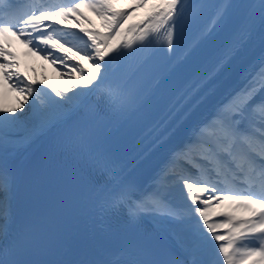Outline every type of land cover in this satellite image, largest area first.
Instances as JSON below:
<instances>
[{
  "label": "snow or ice",
  "instance_id": "1",
  "mask_svg": "<svg viewBox=\"0 0 264 264\" xmlns=\"http://www.w3.org/2000/svg\"><path fill=\"white\" fill-rule=\"evenodd\" d=\"M71 6H58L47 0H32L22 10L21 0H0V38L7 34L22 38L26 45H35L47 53L53 64L68 72V87L62 91L48 86L56 99L48 94V103H37L40 92L36 82H29L17 70L13 54L0 43V76L11 87L26 94L18 107H0V145L10 136L19 135L13 129L21 119L31 124L35 138L71 119L66 106L72 100L86 96L100 83L107 81L112 53L124 55L122 49L138 45L142 50L174 52L179 44L177 28L186 10H193L195 21L204 9L212 8L211 24L199 31L195 41L185 48V55L195 58L203 51L215 29L227 15L221 5L189 3V0H131L127 8H115V0H68ZM99 15L105 31L80 27L82 8ZM251 7H256L252 5ZM259 22L264 29V0H259ZM143 9V16L132 21V11ZM74 19L72 28L57 27ZM75 29L87 36L84 41ZM252 30V21L243 23L237 34L218 49L213 63L200 80H210L231 60L244 37ZM175 38V40H174ZM111 41V43H110ZM41 45L43 47H41ZM59 53V55H55ZM106 57L109 60L106 61ZM151 57H146L131 76L108 85L101 94L105 108L122 110L139 98L142 84L137 74H148ZM91 61L85 68L82 61ZM72 73L78 78L73 79ZM158 86V85H157ZM196 84L193 85L195 87ZM71 92L72 95H67ZM19 113V115L17 114ZM69 135L82 147L89 140L86 127H74ZM30 142V141H29ZM97 183L104 185L100 205L104 214H123L128 222L142 219L145 211L166 219L179 229V241L185 256L163 259L154 264H198L194 258L205 245L214 247L220 264H264V56L244 74L242 86L226 95L210 116L197 124L188 137L174 148L152 178L148 187L133 180L118 178L104 154L90 157ZM222 178L242 187H226ZM16 178L12 170L0 161V264H24L16 258L19 239L12 235L13 200ZM231 201L236 211L215 212L214 206ZM59 264H103L98 261H62ZM112 264V262H109Z\"/></svg>",
  "mask_w": 264,
  "mask_h": 264
},
{
  "label": "bare ground",
  "instance_id": "2",
  "mask_svg": "<svg viewBox=\"0 0 264 264\" xmlns=\"http://www.w3.org/2000/svg\"><path fill=\"white\" fill-rule=\"evenodd\" d=\"M193 1L194 0H189V3H192ZM246 1L247 0H209L205 3L211 5H221L223 9L226 10L227 15L224 18V22L220 24L212 33L206 45L202 46V48H204V51L210 49L211 46L216 43L219 38H221L227 27L236 20ZM254 4L256 5V7L250 8L243 22L245 23L250 18H253L252 30L244 37L242 43L238 46V50L234 53L231 60L223 67V69L216 73L215 76L210 80L202 81L199 84L196 83L198 80H200L205 71L213 63L216 55H218L217 53L209 62H207L206 65L201 68L200 71L197 72V75L187 83L188 86L184 87L181 90L183 92H178L176 97L167 103V106L156 116L155 120H153L150 125H146V127L141 129V131L130 138L124 146L120 147V149L117 151L118 153L110 164L112 166L113 172L119 174L118 178L127 177V175L137 169L142 161L146 160L154 150L158 149L161 144L177 135L178 132L182 130V127L184 125L189 124V122L193 118L201 113L200 111H202L203 113L204 108L209 103V98L214 97V91H219L222 86L229 85L227 92L225 94L223 93L225 97L236 88L242 86L244 74L251 68L252 65L256 64L260 60V58L264 56V29L261 28L259 22V0H255L253 5ZM235 7L237 8L236 11ZM86 10V13H83V15L80 17V27L98 31L97 27L99 26V24H103L101 17L89 8H87ZM213 11L214 9L212 8H207L202 11L194 28L188 35L185 36L183 40L179 42L178 45H176L174 52H168L164 54V56L159 55L153 58L154 53L157 51L142 50L138 45H136L131 49H122L121 51L125 53L124 55L118 56L116 53H112L111 56L114 57V59H111L106 75L112 76L114 74H117L120 70L119 67L122 65L123 61L129 59L132 56V53L136 52L138 49H140L142 52V58L140 59V62L146 57H151V59L153 58L152 60H150L148 65L150 72L148 74H141V76H137V79L142 84V91L136 102L141 103L143 101L141 99H144L146 96H148L151 91L154 90L160 82H162V80L166 77V74L168 72H171V70L175 68L176 63L181 60H185L187 57H190L185 55V48L187 45L197 39L199 31L201 29L211 24V14ZM138 12H143L140 13V17L138 18L139 20L143 16L144 10L140 9V11ZM136 20L137 18L133 19V21ZM75 23L76 21L72 19L70 21H65L64 25L62 26L57 25V27L70 29ZM240 26L238 27V29L240 28ZM75 31L81 37H83L84 41L87 40V36L83 33H80L79 29H75ZM235 34H237V32ZM41 47L43 46L41 45ZM11 53L13 55L10 57L14 58V53ZM243 53H246L244 58H242ZM55 55H59V53H55ZM28 60L29 64L34 65L35 68L40 70L43 74H46L49 85L55 86L61 91L65 87L69 86L67 76L62 74H55L56 70L52 65L53 62L51 63V66H48V64L39 59L34 60V58L29 57ZM107 60H109V57H106V61ZM82 63L86 69L91 68V61L84 60L82 61ZM65 70L66 71L62 73H66L68 69ZM71 75L73 79L78 78L77 73H72ZM234 80L236 82H233ZM33 81L36 82V80ZM231 82H233L234 84L231 85ZM0 84V104L1 107L4 108L11 104L14 92L17 90L13 89L12 87H8V85H6V82H4L2 76H0ZM194 84H196L195 87H193ZM37 90L40 92L39 101L44 104L48 103V94L54 93L50 88L49 93L47 94V92L42 89L41 85L40 88L37 87ZM95 90L96 89H94L93 91ZM41 92H44L45 95L41 96ZM51 95L55 97V93L54 95ZM67 95L70 96L72 95V93L69 92L67 93ZM74 100H77V98ZM74 100L67 104L65 109L67 113L73 106V104H75ZM132 107H134V104L128 108ZM132 110L135 109L133 108ZM132 113L133 111H130L127 112L124 117L122 116L104 119L99 129L103 130L115 128L123 123L124 119L130 117ZM20 122H22L21 125H23L24 130L21 127H15L13 131L15 133L20 132L21 136H10L5 139L3 145H0V149L7 153L5 154L6 156L0 154V161H3L5 164H7L12 172L14 171V175L17 174L20 164L23 163L30 149H32L35 143H37L40 138L43 137V135H39L35 138H32L31 124L26 119H21ZM13 159H15V161H13ZM52 181H55L52 184L53 186L56 183V179H52ZM92 189L95 190L89 192L88 189V192L86 193V195H88L92 192L90 194V200L89 204L86 206V210L82 214L81 211H78L76 213L75 222L73 223L71 230L73 234H77L78 236L80 235L82 241L80 242L79 238L77 237L76 246H78L77 248L76 246H74V248L70 250L71 254H74V256H69L68 261L80 260L82 256L84 257L87 251L90 252V255L94 259L97 255L95 250H93L92 248H94L95 246L97 248L99 246L102 247L104 256L106 253L105 251L109 249L112 250L110 242H113L115 237H110L112 235L111 233H109L110 231L107 230L105 226L106 222L103 219L104 217L102 215L104 214V212L100 207L104 198V185H100L97 188ZM225 204H230V206H225ZM223 206H225L226 208L229 207L233 211L235 210L237 212H241L240 210L233 209L232 202L230 201L221 202L219 207ZM217 208L218 207L214 206L213 210L216 212ZM118 239L119 243L122 246L127 247L125 241L122 238Z\"/></svg>",
  "mask_w": 264,
  "mask_h": 264
},
{
  "label": "rangeland",
  "instance_id": "3",
  "mask_svg": "<svg viewBox=\"0 0 264 264\" xmlns=\"http://www.w3.org/2000/svg\"><path fill=\"white\" fill-rule=\"evenodd\" d=\"M131 2V0H115V8L121 7H128L129 3ZM87 7L82 8L80 11L82 13H86ZM132 11V21L134 18H138L140 17V12L139 9H135V10H130ZM249 20H253V18H250ZM130 21V23L132 22ZM98 31H105L104 29V24H99V28ZM10 47L13 48V50L15 51L14 54V58H12L15 62H16V66H17V70L19 71V73L21 74V67H24V69L26 70V73L28 74V81L29 82H34L33 80H36V84L38 83V85L42 87V89L47 92V94L49 93L50 90V86L48 83V78L46 76V74H43L40 70H38L37 68L34 67V65L29 64V57L34 58V60L39 59L44 61L46 64H48V66H51L52 63V59H49L48 57H46V55L42 54L39 51H35L33 49H31V47L29 45H26L24 43L21 42V39H18L17 37L14 36V40L11 42ZM55 71L56 75L62 74V72L66 71L65 69L61 68V66L59 65V61H57V63L54 65L52 63ZM68 72V70H67ZM11 83L12 82H6V85H8V87H11ZM45 89H44V88ZM54 95V93H51ZM54 97V96H53ZM26 98V94L24 93H20L19 91H15L14 95H13V100L11 102L10 105L4 107V108H13V107H18L19 103L21 100ZM56 99H60V97H57ZM42 103L40 101L37 102ZM1 107V104H0ZM19 115V113H17ZM0 115H2V113H0ZM22 122H19L18 126L16 127H21L23 129V125H21ZM24 130V129H23ZM227 206H230L229 204Z\"/></svg>",
  "mask_w": 264,
  "mask_h": 264
}]
</instances>
